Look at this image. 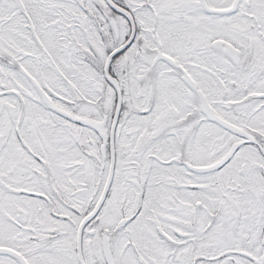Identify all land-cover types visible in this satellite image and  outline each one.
Returning a JSON list of instances; mask_svg holds the SVG:
<instances>
[{
	"label": "snow or ice",
	"instance_id": "6c2138e0",
	"mask_svg": "<svg viewBox=\"0 0 264 264\" xmlns=\"http://www.w3.org/2000/svg\"><path fill=\"white\" fill-rule=\"evenodd\" d=\"M0 264H264V0H0Z\"/></svg>",
	"mask_w": 264,
	"mask_h": 264
}]
</instances>
